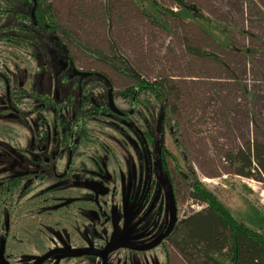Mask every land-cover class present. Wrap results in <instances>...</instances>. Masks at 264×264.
<instances>
[{
    "label": "flooded vegetation",
    "instance_id": "af4514ba",
    "mask_svg": "<svg viewBox=\"0 0 264 264\" xmlns=\"http://www.w3.org/2000/svg\"><path fill=\"white\" fill-rule=\"evenodd\" d=\"M32 17L0 42V264H63L109 246L107 264H136L148 255L138 236L164 252L168 192L152 167L151 128H138L145 156L120 190L118 154L99 143L102 130L133 128L137 94L130 102L106 73L79 69L68 39ZM80 175L96 187L78 188Z\"/></svg>",
    "mask_w": 264,
    "mask_h": 264
},
{
    "label": "rangeland",
    "instance_id": "374dc122",
    "mask_svg": "<svg viewBox=\"0 0 264 264\" xmlns=\"http://www.w3.org/2000/svg\"><path fill=\"white\" fill-rule=\"evenodd\" d=\"M50 2L59 23L87 46L85 53L82 46L66 40L79 69L106 73L116 93L136 84L130 74L122 72L127 65L132 73L135 70L148 81L167 83L171 113L155 129L152 127L156 132L152 167L159 172L155 176L158 183L168 192L167 230L174 219H184L206 208L194 202L185 181L194 175L239 222L264 234V183L236 175L226 160L229 153L248 142L264 143V0H184L185 4L199 7L202 15L211 20L210 25L182 11L175 0H157L164 8L182 11L180 17H158L163 26L150 20L151 8L144 0ZM188 46L214 53L225 64L199 57ZM0 51H4L1 45ZM131 127L128 132L115 129L99 134V143L109 144L118 154L119 190L133 178L128 166L139 163L134 159L141 154L145 156L137 143L145 141L140 135L142 130L133 123ZM162 146L164 156L160 158ZM163 162L168 173L160 167ZM136 166L135 173L141 168ZM77 186L96 187L82 175ZM146 242L138 236L137 245H143L140 251L148 255L143 256V261L138 255L136 264H186L169 242L162 247L164 252L154 248L157 244L145 246ZM93 259L85 255L62 263L98 264ZM54 260L60 261L57 257Z\"/></svg>",
    "mask_w": 264,
    "mask_h": 264
},
{
    "label": "trees",
    "instance_id": "16d2710c",
    "mask_svg": "<svg viewBox=\"0 0 264 264\" xmlns=\"http://www.w3.org/2000/svg\"><path fill=\"white\" fill-rule=\"evenodd\" d=\"M144 1L151 8V15L148 13L150 20L158 26L162 25L158 17L165 14L180 17L183 10L190 12L202 24L211 23L208 17L202 15L199 7L185 4L184 0H175L182 10L178 12L164 8L157 0ZM52 7L50 0H0V42L12 41L16 30H20L22 24L30 23L34 15L41 28L45 24L52 25L51 29L55 31L58 39L61 32L70 42L79 44L86 50L87 46L81 44L59 23ZM143 10L147 9L143 7ZM163 24L166 26V23ZM222 29L225 33L226 27ZM188 50L199 57L225 64L218 55L201 48L188 46ZM122 68L136 80V84L127 90L130 102L133 95L137 94L136 113L131 117L130 124L133 123L142 131L151 128L153 143L156 132L152 127L155 129L171 113L169 87L164 81H148L135 70L132 73L128 65ZM160 149V158H163V146ZM226 160L235 168L236 175L264 183L263 142H248L237 152L229 153ZM164 166L163 162V168L168 173ZM185 181L191 189L194 202L206 205L200 212L181 220L174 219L165 233L169 243L186 264H264V234L239 222L219 197L194 175L186 177Z\"/></svg>",
    "mask_w": 264,
    "mask_h": 264
},
{
    "label": "water",
    "instance_id": "95a60500",
    "mask_svg": "<svg viewBox=\"0 0 264 264\" xmlns=\"http://www.w3.org/2000/svg\"><path fill=\"white\" fill-rule=\"evenodd\" d=\"M82 75H84L85 73H81ZM112 99V98H111ZM117 112V111H116ZM157 243H155L154 245L152 246H155ZM110 249V246L107 247L104 251H98V250H95V249H86L84 250L83 252L81 253H69L71 254L73 257H80V256H84V255H88V254H98V255H102L104 257V262L105 264H107V253ZM50 256V255H49ZM48 256V257H49ZM47 257V258H48ZM44 260V259H42ZM42 260L40 262H42ZM40 262H38L37 264H39Z\"/></svg>",
    "mask_w": 264,
    "mask_h": 264
}]
</instances>
